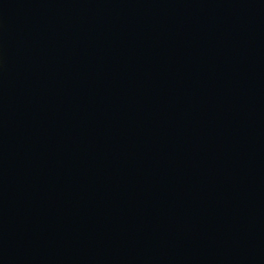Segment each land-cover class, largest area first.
<instances>
[{
	"label": "water",
	"instance_id": "1",
	"mask_svg": "<svg viewBox=\"0 0 264 264\" xmlns=\"http://www.w3.org/2000/svg\"><path fill=\"white\" fill-rule=\"evenodd\" d=\"M0 264H264V0H0Z\"/></svg>",
	"mask_w": 264,
	"mask_h": 264
}]
</instances>
